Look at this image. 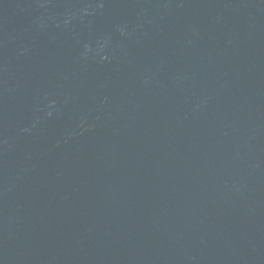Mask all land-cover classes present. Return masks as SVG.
<instances>
[{
	"label": "water",
	"instance_id": "obj_1",
	"mask_svg": "<svg viewBox=\"0 0 264 264\" xmlns=\"http://www.w3.org/2000/svg\"><path fill=\"white\" fill-rule=\"evenodd\" d=\"M0 264H264V0H0Z\"/></svg>",
	"mask_w": 264,
	"mask_h": 264
}]
</instances>
